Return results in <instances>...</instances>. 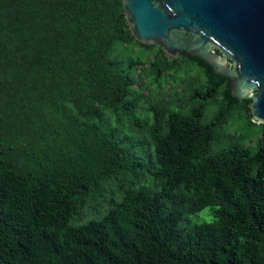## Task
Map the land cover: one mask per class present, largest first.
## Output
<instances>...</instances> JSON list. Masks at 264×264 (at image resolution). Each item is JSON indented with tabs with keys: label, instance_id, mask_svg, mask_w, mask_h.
Segmentation results:
<instances>
[{
	"label": "trees",
	"instance_id": "obj_1",
	"mask_svg": "<svg viewBox=\"0 0 264 264\" xmlns=\"http://www.w3.org/2000/svg\"><path fill=\"white\" fill-rule=\"evenodd\" d=\"M250 101L123 0H0V264H264V124L226 128Z\"/></svg>",
	"mask_w": 264,
	"mask_h": 264
},
{
	"label": "water",
	"instance_id": "obj_2",
	"mask_svg": "<svg viewBox=\"0 0 264 264\" xmlns=\"http://www.w3.org/2000/svg\"><path fill=\"white\" fill-rule=\"evenodd\" d=\"M123 8L139 42L200 58L264 124V0H123Z\"/></svg>",
	"mask_w": 264,
	"mask_h": 264
},
{
	"label": "rangeland",
	"instance_id": "obj_3",
	"mask_svg": "<svg viewBox=\"0 0 264 264\" xmlns=\"http://www.w3.org/2000/svg\"><path fill=\"white\" fill-rule=\"evenodd\" d=\"M137 80H138V83L143 84V85H146L149 82L148 79L146 77H143L142 75H137ZM172 84H176V82L173 80L167 81L165 86L163 87L164 94L168 96L169 99H171V95H169V93L172 90L171 89ZM185 85H186V82L185 83L181 82L178 85V91L183 89ZM149 91L150 90H147V93ZM215 111H216L215 103H212L210 107L207 108L204 119L209 120L211 115L214 114ZM226 128L227 130H232L233 132L237 131L240 133H244L248 137L251 136L252 139L248 141V144L250 145H255V137L257 136L256 134L260 131L259 124H250V122L245 116L239 117L237 114H235L229 119V122ZM104 205H105V208H104ZM107 207L108 205L107 203H105L89 211H91L90 214L92 217L97 218V217H100L103 213H105ZM212 210H213L212 206H207L204 209H202L200 212L194 215H191L190 219L192 222H197V223L209 222L213 219Z\"/></svg>",
	"mask_w": 264,
	"mask_h": 264
}]
</instances>
